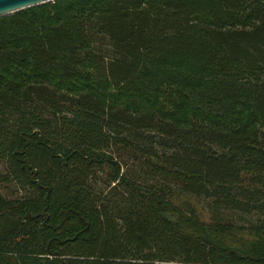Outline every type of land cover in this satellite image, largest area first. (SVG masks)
<instances>
[{
	"label": "trees",
	"instance_id": "16d2710c",
	"mask_svg": "<svg viewBox=\"0 0 264 264\" xmlns=\"http://www.w3.org/2000/svg\"><path fill=\"white\" fill-rule=\"evenodd\" d=\"M0 264H264V0L0 17Z\"/></svg>",
	"mask_w": 264,
	"mask_h": 264
},
{
	"label": "water",
	"instance_id": "95a60500",
	"mask_svg": "<svg viewBox=\"0 0 264 264\" xmlns=\"http://www.w3.org/2000/svg\"><path fill=\"white\" fill-rule=\"evenodd\" d=\"M54 1L56 0H0V17L9 16Z\"/></svg>",
	"mask_w": 264,
	"mask_h": 264
}]
</instances>
